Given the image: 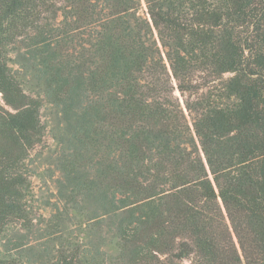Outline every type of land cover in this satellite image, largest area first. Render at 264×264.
<instances>
[{
  "label": "trees",
  "instance_id": "trees-1",
  "mask_svg": "<svg viewBox=\"0 0 264 264\" xmlns=\"http://www.w3.org/2000/svg\"><path fill=\"white\" fill-rule=\"evenodd\" d=\"M0 93V264H264V0H0ZM44 103L46 254L7 237Z\"/></svg>",
  "mask_w": 264,
  "mask_h": 264
},
{
  "label": "rangeland",
  "instance_id": "rangeland-1",
  "mask_svg": "<svg viewBox=\"0 0 264 264\" xmlns=\"http://www.w3.org/2000/svg\"><path fill=\"white\" fill-rule=\"evenodd\" d=\"M33 84V81H29L27 83L28 89H32ZM0 104L4 105L1 93ZM4 106L7 107L6 105ZM58 117L55 109L50 104H43L40 108V119L44 126V136L41 143L29 151V156L25 160L29 180L27 204L34 226L31 232H28L25 229H19V224H16L10 227L7 232V237H11L14 234L25 235L24 241L28 240L31 245H36V252L43 250L42 254H46L49 251L50 253H55L54 249L60 245V236L62 235L59 233L62 231L61 226L49 228L45 223L54 212L53 206L61 204L55 181L59 175L55 165V151H57L58 145L53 137V133L57 130L56 125L59 124ZM51 230L58 232L48 233ZM95 241H98V238H95ZM98 246L101 247H99L100 250L108 252L107 259L111 261L116 254L114 242L109 246L103 247L100 244ZM97 257L98 259L100 258L98 255ZM35 263L38 264L37 261ZM181 264H190V261L184 260Z\"/></svg>",
  "mask_w": 264,
  "mask_h": 264
}]
</instances>
